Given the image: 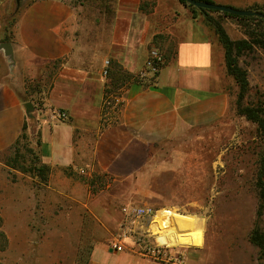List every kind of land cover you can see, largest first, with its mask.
<instances>
[{
  "label": "crops",
  "instance_id": "obj_1",
  "mask_svg": "<svg viewBox=\"0 0 264 264\" xmlns=\"http://www.w3.org/2000/svg\"><path fill=\"white\" fill-rule=\"evenodd\" d=\"M212 1L248 7L244 0ZM152 51L164 58L157 71L148 66ZM120 74L132 81L123 86ZM46 78L48 90L36 92L41 107L26 101L28 84ZM233 84L218 37L178 0H0V156L36 125L46 187L98 222L108 216L88 180L134 179L156 149L226 117ZM121 86L122 107L110 112L106 89ZM93 243L88 264H159L132 245L119 252Z\"/></svg>",
  "mask_w": 264,
  "mask_h": 264
},
{
  "label": "rangeland",
  "instance_id": "obj_2",
  "mask_svg": "<svg viewBox=\"0 0 264 264\" xmlns=\"http://www.w3.org/2000/svg\"><path fill=\"white\" fill-rule=\"evenodd\" d=\"M244 2L248 7L240 10L261 9L264 13V0ZM189 10L215 34L201 11ZM208 15L233 41L264 38L262 18ZM61 65L62 61L52 65L49 73L55 75ZM239 65L248 72L250 83L243 106L264 105V48L254 46L244 52ZM122 79L123 86L132 81L129 75ZM50 84L48 78L40 85L29 83L26 101L41 107L42 98L36 92L42 93L40 87L48 90ZM123 86L112 87L109 95L106 92L110 112L121 109ZM229 88L233 102L226 117L156 149L149 165L134 179L88 180L95 202L98 198L99 209L104 208L108 216L104 222L96 221L81 204L60 201L46 187L49 173L36 149L35 125L30 135L0 156V264H88L94 241L108 247L123 241L122 209L128 205L170 209L199 220L197 228L203 231L200 246H176L154 256L146 246L155 240L140 228L138 234L124 240L125 248L132 245L136 254H148L159 264H264L259 249L249 241L255 227L264 230V211L258 217L257 188L264 138L256 124L237 113V84ZM157 219L160 223L161 217ZM171 227H178L173 220Z\"/></svg>",
  "mask_w": 264,
  "mask_h": 264
},
{
  "label": "trees",
  "instance_id": "obj_3",
  "mask_svg": "<svg viewBox=\"0 0 264 264\" xmlns=\"http://www.w3.org/2000/svg\"><path fill=\"white\" fill-rule=\"evenodd\" d=\"M82 1L84 0H76V2H82ZM178 1L181 4L188 6L191 10L201 11L206 17L207 24L214 29V32L218 37L220 44L223 46L225 50V63H226L227 74L228 76L234 79V82L237 84L239 88V94L236 101L237 113L239 116L245 117L247 121L256 124L260 135L264 138V105L260 104L258 106H253V107L243 106V100L245 99V96L249 91L250 83L248 79V72L239 65V58L244 54V52L252 51L254 46H259L261 48H264V38L259 37V39L258 38L250 39L249 41L246 39L233 41L225 31L223 26L218 21H216V19L208 15L209 13H221V12L200 10L192 5H189L185 0H178ZM198 1L214 3L212 0H198ZM255 11L264 14L263 12H261V9H256ZM223 14L233 18L245 19V17H237L226 13ZM252 18L254 17H251L250 19ZM256 19L258 20L257 17ZM124 75L126 74L118 75L117 80L122 81ZM108 91L110 90L107 89L106 92L109 93ZM259 168L260 171H259L257 188L259 190L260 207H259L258 217L261 218L263 216V211H264V154L260 158ZM44 169L47 170V172H49L46 166H44ZM0 235L2 236L3 234L0 233ZM249 241L259 249L261 254L260 257L261 259H264V231L259 227H255L250 233Z\"/></svg>",
  "mask_w": 264,
  "mask_h": 264
},
{
  "label": "built area",
  "instance_id": "obj_4",
  "mask_svg": "<svg viewBox=\"0 0 264 264\" xmlns=\"http://www.w3.org/2000/svg\"><path fill=\"white\" fill-rule=\"evenodd\" d=\"M164 63L163 56L158 51L151 52V60L149 61V67L154 69L155 71L159 70V68ZM110 61H106L104 70L102 72L103 77H108ZM58 120L65 121L68 116L65 113L58 114ZM162 211L167 210H157L152 207H140L135 205L126 206L122 209V213L125 217L124 225L122 226V239L123 241L132 237V233L138 234L137 229L145 228V234L148 235L151 239L155 240V243H151L146 246L147 252L154 256L160 255L162 253L167 252L168 250L174 249L176 246H169L167 243L159 242V236L163 235L162 233L156 234L155 229L158 227L162 228V223H159L157 219L158 214ZM180 215V214H179ZM146 220V224L144 225V221ZM177 224V223H176ZM178 226V225H177ZM177 228V227H176ZM113 249L116 251L122 252L125 247L121 241L112 243Z\"/></svg>",
  "mask_w": 264,
  "mask_h": 264
},
{
  "label": "bare ground",
  "instance_id": "obj_5",
  "mask_svg": "<svg viewBox=\"0 0 264 264\" xmlns=\"http://www.w3.org/2000/svg\"><path fill=\"white\" fill-rule=\"evenodd\" d=\"M173 217V221L177 223V228H172L167 221L170 217ZM158 217H161L160 223L162 228L155 229V233H162L158 240L161 243H167L169 246H200L203 242V231L197 228L196 217L182 216L173 213H160ZM157 217V218H158ZM166 217V220L164 219ZM184 219V221L182 220ZM172 223V222H171Z\"/></svg>",
  "mask_w": 264,
  "mask_h": 264
},
{
  "label": "water",
  "instance_id": "obj_6",
  "mask_svg": "<svg viewBox=\"0 0 264 264\" xmlns=\"http://www.w3.org/2000/svg\"><path fill=\"white\" fill-rule=\"evenodd\" d=\"M25 0H16L17 4L20 5V3ZM188 4L194 6L197 9L200 10H208V11H217L221 13L230 14L237 17H258L264 19V14L253 11V10H240L235 9L229 6L219 5L215 3H209V2H202L198 0H185Z\"/></svg>",
  "mask_w": 264,
  "mask_h": 264
}]
</instances>
